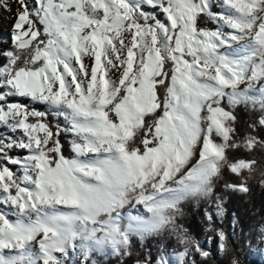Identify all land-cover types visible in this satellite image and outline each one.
<instances>
[{
    "label": "snow or ice",
    "instance_id": "snow-or-ice-1",
    "mask_svg": "<svg viewBox=\"0 0 264 264\" xmlns=\"http://www.w3.org/2000/svg\"><path fill=\"white\" fill-rule=\"evenodd\" d=\"M15 5L0 0L14 11L0 51V264H68L77 249L98 264L166 234L174 264L209 258L179 223L184 206L204 205L212 230L221 187L264 186V0ZM171 255L146 249L135 264Z\"/></svg>",
    "mask_w": 264,
    "mask_h": 264
},
{
    "label": "trees",
    "instance_id": "trees-1",
    "mask_svg": "<svg viewBox=\"0 0 264 264\" xmlns=\"http://www.w3.org/2000/svg\"><path fill=\"white\" fill-rule=\"evenodd\" d=\"M20 102L27 103L24 98H18ZM39 110H44V105H35ZM242 124L250 119V114L244 111L239 112ZM51 120L52 117L50 116ZM66 142L67 137L62 138ZM257 157L261 153H255ZM225 180L229 183L237 182V177L227 174ZM249 192L239 193L230 190L220 189L224 198L226 213L222 218H214L212 230H209L208 222L204 216V205L195 203L184 206V215L179 223L197 240L201 246L211 252L207 259L195 255L196 264H229V257L218 250V238L215 229L222 228L229 237V241L235 250L240 264H264V247L260 255L253 250L259 239L264 238V186L255 177L249 181ZM235 219V227L233 221ZM209 243V244H208ZM166 253L174 254L181 250L174 234L162 235L158 238H150L143 242L134 241L133 255L121 258L116 255L98 254L95 256L98 264H135L138 256L143 255L146 249H151L157 254L159 248ZM68 264H83V257L79 250L70 252Z\"/></svg>",
    "mask_w": 264,
    "mask_h": 264
},
{
    "label": "rangeland",
    "instance_id": "rangeland-1",
    "mask_svg": "<svg viewBox=\"0 0 264 264\" xmlns=\"http://www.w3.org/2000/svg\"><path fill=\"white\" fill-rule=\"evenodd\" d=\"M6 2L15 9V0H6ZM14 11H7L5 9L0 8V51L7 49L11 45V37L10 33L12 30V26L14 23ZM209 244V243H208ZM264 247V238L259 239L257 243L254 245V252L256 254L261 255ZM200 258H203L200 256ZM171 259L173 264L175 262L174 254L171 255Z\"/></svg>",
    "mask_w": 264,
    "mask_h": 264
}]
</instances>
